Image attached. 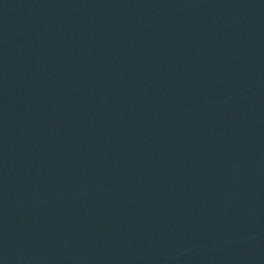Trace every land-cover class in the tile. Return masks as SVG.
Instances as JSON below:
<instances>
[{
    "label": "water",
    "instance_id": "1",
    "mask_svg": "<svg viewBox=\"0 0 264 264\" xmlns=\"http://www.w3.org/2000/svg\"><path fill=\"white\" fill-rule=\"evenodd\" d=\"M0 264H264V0H0Z\"/></svg>",
    "mask_w": 264,
    "mask_h": 264
}]
</instances>
